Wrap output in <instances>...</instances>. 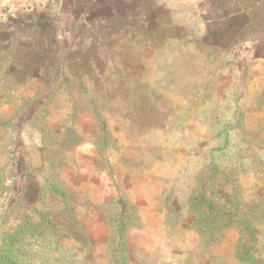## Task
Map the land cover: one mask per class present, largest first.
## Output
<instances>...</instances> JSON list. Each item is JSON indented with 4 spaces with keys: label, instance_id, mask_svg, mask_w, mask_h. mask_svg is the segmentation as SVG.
<instances>
[{
    "label": "rangeland",
    "instance_id": "1",
    "mask_svg": "<svg viewBox=\"0 0 264 264\" xmlns=\"http://www.w3.org/2000/svg\"><path fill=\"white\" fill-rule=\"evenodd\" d=\"M122 255L264 264V0H0V264Z\"/></svg>",
    "mask_w": 264,
    "mask_h": 264
},
{
    "label": "trees",
    "instance_id": "2",
    "mask_svg": "<svg viewBox=\"0 0 264 264\" xmlns=\"http://www.w3.org/2000/svg\"><path fill=\"white\" fill-rule=\"evenodd\" d=\"M121 259V258H120ZM5 264H12L9 260H5ZM23 264V263H21ZM120 264H128V261L124 256L122 255V260L120 261Z\"/></svg>",
    "mask_w": 264,
    "mask_h": 264
}]
</instances>
